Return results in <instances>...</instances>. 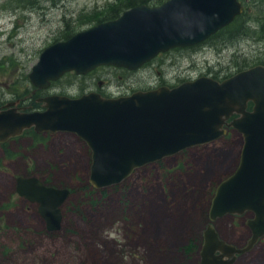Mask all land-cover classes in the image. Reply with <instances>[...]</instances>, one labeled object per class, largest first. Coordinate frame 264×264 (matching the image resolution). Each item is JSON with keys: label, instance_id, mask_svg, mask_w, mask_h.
Here are the masks:
<instances>
[{"label": "rangeland", "instance_id": "1", "mask_svg": "<svg viewBox=\"0 0 264 264\" xmlns=\"http://www.w3.org/2000/svg\"><path fill=\"white\" fill-rule=\"evenodd\" d=\"M117 1L0 0V100L15 101L29 111L43 110L40 98L49 94L76 97L96 89L119 96L200 75L223 79L264 61V0H243L246 13L241 18L247 19L248 29L244 34L222 33L208 42L175 47L136 69L104 64L87 73L67 71L44 88L31 82L29 73L45 47L102 18H115L111 9ZM229 133V139L165 157L166 174L155 162L136 168L126 181L128 187L111 191L110 202L103 206L106 199L100 191L95 196L101 198L99 203L85 197L92 165L87 141L74 131L41 136L29 132L21 140L30 146L33 140H44L28 154L35 163L32 173L71 187L72 193L62 204L61 227L49 230L38 203L16 193L15 176L28 172L23 158L6 160L8 168L0 167V264H201L204 229L210 221L206 212L215 185L240 161L243 135L236 129ZM252 215L228 213L215 224L223 238L244 245L252 234L247 224ZM232 264H264V236Z\"/></svg>", "mask_w": 264, "mask_h": 264}, {"label": "water", "instance_id": "2", "mask_svg": "<svg viewBox=\"0 0 264 264\" xmlns=\"http://www.w3.org/2000/svg\"><path fill=\"white\" fill-rule=\"evenodd\" d=\"M243 10L242 0L136 4L115 19L45 47L29 79L44 88L70 70L87 73L103 64L136 69L161 51L204 41ZM40 99L43 110L19 111L10 102L0 107V140L32 126L39 132H76L92 149L90 182L96 188L119 183L140 166L213 141L227 126L234 127L244 139L240 161L212 197L201 264H232L264 236V63L223 79L200 75L172 87L163 84L119 96L91 90L76 97L49 94ZM17 191L39 204L49 230L61 227L70 187L25 175L18 177ZM247 211L253 215L247 219L252 234L246 243L223 238L217 219Z\"/></svg>", "mask_w": 264, "mask_h": 264}, {"label": "trees", "instance_id": "3", "mask_svg": "<svg viewBox=\"0 0 264 264\" xmlns=\"http://www.w3.org/2000/svg\"><path fill=\"white\" fill-rule=\"evenodd\" d=\"M165 0H118L117 3H115L113 9H111V11H114V15L113 16H118L119 14V10H125L126 8H129L133 5H136V4H140V3H147V4H150V5H157V4H160L162 2H164ZM246 13V9L244 10L243 13L237 15L234 20L226 25L225 27L219 29L217 32H215L214 34H212L210 37H208L206 40L203 41L204 42H208V41H211L213 39H215L216 37H218L220 34L222 33H226L225 35H223V37L225 36H230V37H236L238 35H241V34H244L247 32V26H246V18H241L243 17V14ZM108 17H105V18H102L100 19V21H103L104 19H107ZM69 37V36H67ZM264 62V61H263ZM231 137L230 133L225 137H222V138H226V139H229ZM165 158L161 159V160H158V161H155V163L161 167L163 169V173L166 174L167 172H169V170L167 169L168 167L165 166V162H164ZM129 177L124 179L123 181L119 182V183H115V184H112V185H109V186H106V187H102V188H96L94 187L90 182H88L86 185H84V189L87 191V193H85V197L87 200H90L93 204L95 203H99L101 200V198L103 200L106 199L105 202H103V206H107V203L110 202V197L108 196L109 193L111 191H115V192H120L122 191L124 188H127V182L128 181ZM45 182H49V180H47L46 178L44 179ZM218 184L215 185V188L217 187ZM97 191H100L101 194H102V197L99 199L98 197H95L96 196V192ZM104 196V197H103ZM122 199H123V196H122ZM81 209V208H80ZM82 211V209H81ZM108 213H111V214H115V211H107ZM209 216V211L206 212V217H207V220L209 219L208 218ZM191 244V242L189 244L186 245V249H188V246Z\"/></svg>", "mask_w": 264, "mask_h": 264}, {"label": "flooded vegetation", "instance_id": "4", "mask_svg": "<svg viewBox=\"0 0 264 264\" xmlns=\"http://www.w3.org/2000/svg\"><path fill=\"white\" fill-rule=\"evenodd\" d=\"M158 55H160V53ZM164 84H166V83H164ZM169 85L170 86H174L176 84L169 83ZM154 87H156V86H153L151 88H154ZM146 89H150V88H146ZM146 89H144V90H146ZM90 90H96V89H90ZM96 91H99V90H96ZM37 98H39V96ZM8 102H10V105H9L10 107H16L19 111H29L26 108V106L20 105L19 103L15 102V101H8ZM8 102H3L2 100H0V107H1V109H5L7 107V103ZM250 103L251 102H249V109H251L252 106H253V103H251V104ZM235 116H237V114H234L231 118H233ZM231 129H235V128H233L231 126H227V132L224 135H222L221 137L213 140L212 142L217 141L218 139H220V138H222L224 136L226 137L229 134V132H230ZM49 131H51V130H49ZM29 132H32L33 134L36 133V135L41 136V134L47 133L48 131H41V132H39V131H36L35 128L32 126V127H29V128H25L23 130V132H21L19 134L11 135L7 139H5V140H0V167L5 166L6 168H8V164L9 163L6 162V160H8V159H11V160H14V161L18 162V161H20L19 159L23 158L21 160V162L24 165V168L25 169H28L27 174H17L15 176V189H16V193H17L18 196H21V197H24V196L20 195L18 193V191H17V179H18L19 176L35 175V176H38L39 178H42L44 180V178L41 177L39 174L32 173L33 171L31 169H33V168H31V167H34L35 166V163H33V161H30L29 155H28L29 152H32V151L36 150L37 146H39L38 143H42L44 140H43V138L42 139H39V138L36 139L35 138L37 141L33 140V142H35V143L32 146H30L27 142H23L21 140V137H23L24 135H28ZM208 143H210V142H208ZM46 184H48V183H46ZM50 184H52V183H50ZM24 198H26V197H24ZM38 210H39V204H38ZM3 221H4V217L3 216H0V229H2V227L4 226L3 225Z\"/></svg>", "mask_w": 264, "mask_h": 264}, {"label": "bare ground", "instance_id": "5", "mask_svg": "<svg viewBox=\"0 0 264 264\" xmlns=\"http://www.w3.org/2000/svg\"><path fill=\"white\" fill-rule=\"evenodd\" d=\"M132 174H133V173H132ZM132 174H131V175H132Z\"/></svg>", "mask_w": 264, "mask_h": 264}]
</instances>
